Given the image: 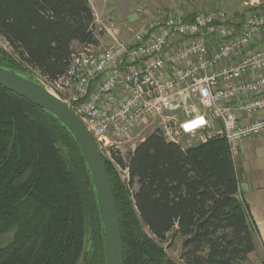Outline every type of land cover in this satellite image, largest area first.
Instances as JSON below:
<instances>
[{
  "label": "trees",
  "instance_id": "trees-1",
  "mask_svg": "<svg viewBox=\"0 0 264 264\" xmlns=\"http://www.w3.org/2000/svg\"><path fill=\"white\" fill-rule=\"evenodd\" d=\"M90 1L0 0V38L10 50L0 48V67L33 82V72L59 79L75 45L98 43ZM110 150V160L101 158L123 264H251L259 232L238 196L240 170L224 138L183 147L154 130L126 163ZM8 234L0 264H105L103 223L78 145L55 116L0 86V239ZM175 237L178 261L163 247Z\"/></svg>",
  "mask_w": 264,
  "mask_h": 264
},
{
  "label": "built area",
  "instance_id": "built-area-1",
  "mask_svg": "<svg viewBox=\"0 0 264 264\" xmlns=\"http://www.w3.org/2000/svg\"><path fill=\"white\" fill-rule=\"evenodd\" d=\"M244 6L240 23L220 9L190 21L169 15L141 25L129 39L94 20L95 37L106 34L109 44L97 51L77 46L65 73L43 87L109 157L113 141L149 128L176 143L183 133L192 143L224 138L233 151L264 134V5ZM179 114L204 123L186 131ZM121 172L128 180L127 169Z\"/></svg>",
  "mask_w": 264,
  "mask_h": 264
},
{
  "label": "water",
  "instance_id": "water-1",
  "mask_svg": "<svg viewBox=\"0 0 264 264\" xmlns=\"http://www.w3.org/2000/svg\"><path fill=\"white\" fill-rule=\"evenodd\" d=\"M0 86L51 113L75 140L88 166L95 188L103 223L105 264H123V249L117 210L101 154L92 136L80 119L39 83L0 67Z\"/></svg>",
  "mask_w": 264,
  "mask_h": 264
},
{
  "label": "crops",
  "instance_id": "crops-1",
  "mask_svg": "<svg viewBox=\"0 0 264 264\" xmlns=\"http://www.w3.org/2000/svg\"><path fill=\"white\" fill-rule=\"evenodd\" d=\"M136 1L142 4L156 1L170 5L176 0H127V5H129L130 2L136 3ZM98 2H100V0L90 1L95 21L99 20L113 29L117 26L119 27L123 26V24L134 22L135 15L133 16L131 14V11L127 8V5H125L126 2L122 5L115 4L109 6L106 4L103 6L102 10L98 7ZM250 3L264 5V1L262 0H251ZM244 4L245 3H243V5ZM97 8L98 12L96 10ZM115 31L119 34L117 29H115ZM97 41L98 43L94 47L97 50H101L109 44L110 38L108 35L102 34L98 36ZM179 117L186 131L192 130L204 123L203 120H196L194 122L185 121L180 114ZM215 124L218 126V123ZM182 135L185 137L189 136L185 133ZM194 144L196 143L190 142L187 143L186 146ZM232 153L240 170L238 196L247 204L259 232L256 250L250 255L249 259L251 264H264V134L242 140L235 145Z\"/></svg>",
  "mask_w": 264,
  "mask_h": 264
},
{
  "label": "rangeland",
  "instance_id": "rangeland-1",
  "mask_svg": "<svg viewBox=\"0 0 264 264\" xmlns=\"http://www.w3.org/2000/svg\"><path fill=\"white\" fill-rule=\"evenodd\" d=\"M250 1L251 0H176L170 5L159 3L156 1L148 4H142L136 1V3L130 2L129 5H127V0H100V2H98V7L102 10L103 6H105L106 4H108L109 6L115 4L122 5L126 2L125 5H127V8H129L131 14L133 16L135 15V20L132 23L123 24V26L119 27L117 26L115 27V29L119 31V35L121 33L120 37L122 39H129L133 32H135L141 25L149 21L163 19L169 15H180L182 17H186L197 13H204L212 9H220L225 12L227 17H229L233 22H236V20L238 22L242 19L244 11L248 9V7L244 6L243 3L249 4ZM96 10L98 12V8ZM76 47L77 45H75L73 48L76 49ZM0 48L7 52L10 51L6 43L1 38ZM95 50L97 51L96 48ZM31 77L41 86L49 87L47 82L36 72H33L31 74ZM153 131V128H149L144 131H140L138 134H135V136L133 135L129 141H113L111 150L117 152L123 159L124 163H126L131 151L135 148V146L139 144L144 138L149 136ZM178 142L183 147H186L187 143L193 142V139H191L189 136L185 137L184 135H180L178 138ZM99 151L104 158L110 160L109 155H107L106 153V148L102 147ZM115 169L120 180L124 181V174L121 172V169H118L117 167H115ZM10 239V234L0 239V248L6 246L10 242ZM171 243V245H168V242H166L163 244V247L168 257L178 261L180 255L181 240L178 237H175L171 240ZM252 259L254 260L253 257Z\"/></svg>",
  "mask_w": 264,
  "mask_h": 264
}]
</instances>
